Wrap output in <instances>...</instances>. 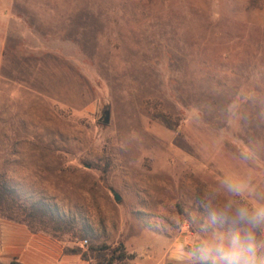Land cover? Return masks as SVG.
<instances>
[{
  "label": "rangeland",
  "instance_id": "1",
  "mask_svg": "<svg viewBox=\"0 0 264 264\" xmlns=\"http://www.w3.org/2000/svg\"><path fill=\"white\" fill-rule=\"evenodd\" d=\"M1 173L65 246L178 264L224 175L264 189V0H0Z\"/></svg>",
  "mask_w": 264,
  "mask_h": 264
},
{
  "label": "clouds",
  "instance_id": "2",
  "mask_svg": "<svg viewBox=\"0 0 264 264\" xmlns=\"http://www.w3.org/2000/svg\"><path fill=\"white\" fill-rule=\"evenodd\" d=\"M200 206L203 235L188 248L187 264H264V189L251 176L224 175Z\"/></svg>",
  "mask_w": 264,
  "mask_h": 264
},
{
  "label": "trees",
  "instance_id": "3",
  "mask_svg": "<svg viewBox=\"0 0 264 264\" xmlns=\"http://www.w3.org/2000/svg\"><path fill=\"white\" fill-rule=\"evenodd\" d=\"M0 217L25 225L34 234L44 233L57 241L65 235H70L78 241L88 239V229H80L72 221L67 220L53 206L45 200L39 199L25 202L22 195L13 187L4 173L0 174ZM65 254L80 255L90 264H115L124 263L132 259L127 254L123 244L109 246L85 245L64 248ZM8 264H22L15 260Z\"/></svg>",
  "mask_w": 264,
  "mask_h": 264
},
{
  "label": "crops",
  "instance_id": "4",
  "mask_svg": "<svg viewBox=\"0 0 264 264\" xmlns=\"http://www.w3.org/2000/svg\"><path fill=\"white\" fill-rule=\"evenodd\" d=\"M147 244V243H146ZM65 245L44 233L34 234L19 223L0 217V264L15 260L22 264H90L80 255L65 254ZM187 251H177L168 255L173 263L187 262ZM154 252L141 264H155Z\"/></svg>",
  "mask_w": 264,
  "mask_h": 264
},
{
  "label": "water",
  "instance_id": "5",
  "mask_svg": "<svg viewBox=\"0 0 264 264\" xmlns=\"http://www.w3.org/2000/svg\"><path fill=\"white\" fill-rule=\"evenodd\" d=\"M110 119H111V108L110 106H106L103 110H102V116L100 118V121L104 124V125H108L110 123ZM113 196L115 201H119L120 200V196L113 192Z\"/></svg>",
  "mask_w": 264,
  "mask_h": 264
},
{
  "label": "built area",
  "instance_id": "6",
  "mask_svg": "<svg viewBox=\"0 0 264 264\" xmlns=\"http://www.w3.org/2000/svg\"><path fill=\"white\" fill-rule=\"evenodd\" d=\"M83 243H86V241H85V242H83Z\"/></svg>",
  "mask_w": 264,
  "mask_h": 264
}]
</instances>
